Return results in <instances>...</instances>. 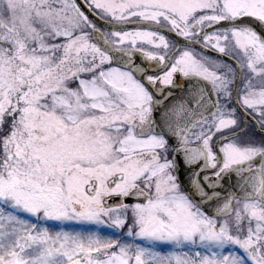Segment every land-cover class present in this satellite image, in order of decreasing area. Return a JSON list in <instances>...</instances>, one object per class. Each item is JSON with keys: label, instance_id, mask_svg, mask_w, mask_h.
I'll return each instance as SVG.
<instances>
[{"label": "snow or ice", "instance_id": "1", "mask_svg": "<svg viewBox=\"0 0 264 264\" xmlns=\"http://www.w3.org/2000/svg\"><path fill=\"white\" fill-rule=\"evenodd\" d=\"M0 264H264V0H0Z\"/></svg>", "mask_w": 264, "mask_h": 264}]
</instances>
